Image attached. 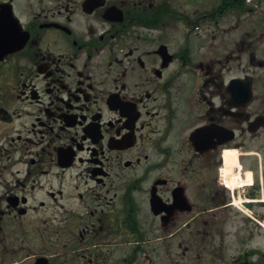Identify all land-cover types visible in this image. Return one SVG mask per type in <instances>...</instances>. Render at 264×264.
I'll return each instance as SVG.
<instances>
[{
  "label": "flooded vegetation",
  "instance_id": "af4514ba",
  "mask_svg": "<svg viewBox=\"0 0 264 264\" xmlns=\"http://www.w3.org/2000/svg\"><path fill=\"white\" fill-rule=\"evenodd\" d=\"M242 195L264 0H0V264H264L228 229Z\"/></svg>",
  "mask_w": 264,
  "mask_h": 264
},
{
  "label": "rangeland",
  "instance_id": "374dc122",
  "mask_svg": "<svg viewBox=\"0 0 264 264\" xmlns=\"http://www.w3.org/2000/svg\"><path fill=\"white\" fill-rule=\"evenodd\" d=\"M243 200H245V197L243 195L241 197H236L238 205L233 206V211L239 213V215L238 217L232 218V220L228 224V229H230L232 233H234L235 231L240 232L243 236V241L246 236H248V238L250 237L249 243L251 246L258 247L264 250V203L263 205H261V203H258L259 205L256 211L253 208H244V205L239 203V201ZM240 208H244L245 211L241 210ZM256 213L259 216L256 217ZM250 215L255 216L259 221L257 222Z\"/></svg>",
  "mask_w": 264,
  "mask_h": 264
},
{
  "label": "bare ground",
  "instance_id": "6f19581e",
  "mask_svg": "<svg viewBox=\"0 0 264 264\" xmlns=\"http://www.w3.org/2000/svg\"><path fill=\"white\" fill-rule=\"evenodd\" d=\"M239 152L237 150H228L226 152L225 175L226 184L231 189H238L244 185L252 183V172L248 171L244 176L242 166L238 160Z\"/></svg>",
  "mask_w": 264,
  "mask_h": 264
}]
</instances>
